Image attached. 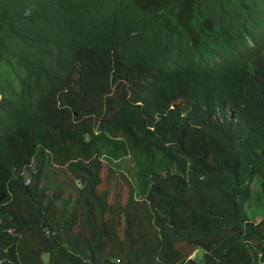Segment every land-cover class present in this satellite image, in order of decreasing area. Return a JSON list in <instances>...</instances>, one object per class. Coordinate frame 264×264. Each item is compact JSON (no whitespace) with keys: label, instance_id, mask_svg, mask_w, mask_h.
<instances>
[{"label":"trees","instance_id":"trees-1","mask_svg":"<svg viewBox=\"0 0 264 264\" xmlns=\"http://www.w3.org/2000/svg\"><path fill=\"white\" fill-rule=\"evenodd\" d=\"M256 174L264 0H0V264H264Z\"/></svg>","mask_w":264,"mask_h":264},{"label":"rangeland","instance_id":"rangeland-1","mask_svg":"<svg viewBox=\"0 0 264 264\" xmlns=\"http://www.w3.org/2000/svg\"><path fill=\"white\" fill-rule=\"evenodd\" d=\"M105 168L101 172V177H105ZM261 175H254L250 182L251 196L245 203V209L247 214L254 219H257L264 215V194L261 191L260 186ZM128 184L125 180L117 183L113 186V192L108 196L109 201L118 199L120 202H124L128 194ZM115 197V198H114ZM175 249L180 250L182 254H185L188 250L192 249L189 245L178 243L174 246ZM196 250L192 249L189 256L194 255Z\"/></svg>","mask_w":264,"mask_h":264}]
</instances>
